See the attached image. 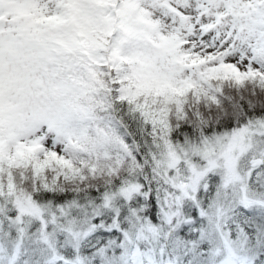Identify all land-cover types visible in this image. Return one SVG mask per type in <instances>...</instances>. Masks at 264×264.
Masks as SVG:
<instances>
[{"label":"snow or ice","instance_id":"1","mask_svg":"<svg viewBox=\"0 0 264 264\" xmlns=\"http://www.w3.org/2000/svg\"><path fill=\"white\" fill-rule=\"evenodd\" d=\"M0 264H264V0H0Z\"/></svg>","mask_w":264,"mask_h":264}]
</instances>
